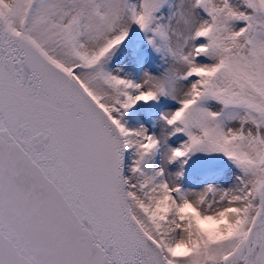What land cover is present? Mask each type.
Masks as SVG:
<instances>
[{"label": "snow or ice", "instance_id": "6c2138e0", "mask_svg": "<svg viewBox=\"0 0 264 264\" xmlns=\"http://www.w3.org/2000/svg\"><path fill=\"white\" fill-rule=\"evenodd\" d=\"M0 264H264V0H0Z\"/></svg>", "mask_w": 264, "mask_h": 264}]
</instances>
